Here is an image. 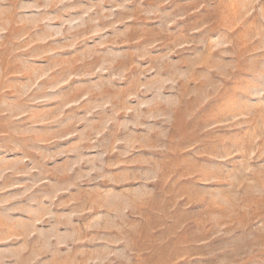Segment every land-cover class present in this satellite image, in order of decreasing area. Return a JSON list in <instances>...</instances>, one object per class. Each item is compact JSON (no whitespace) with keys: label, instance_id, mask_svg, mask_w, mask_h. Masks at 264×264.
Returning <instances> with one entry per match:
<instances>
[{"label":"rangeland","instance_id":"obj_1","mask_svg":"<svg viewBox=\"0 0 264 264\" xmlns=\"http://www.w3.org/2000/svg\"><path fill=\"white\" fill-rule=\"evenodd\" d=\"M5 202L0 264H264V0H0Z\"/></svg>","mask_w":264,"mask_h":264},{"label":"crops","instance_id":"obj_2","mask_svg":"<svg viewBox=\"0 0 264 264\" xmlns=\"http://www.w3.org/2000/svg\"><path fill=\"white\" fill-rule=\"evenodd\" d=\"M9 208H12L10 213L8 212ZM12 210V204H8L7 202L0 204V239L2 240H6L14 235V233L8 228L10 226L9 222L14 221Z\"/></svg>","mask_w":264,"mask_h":264}]
</instances>
